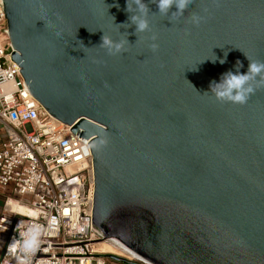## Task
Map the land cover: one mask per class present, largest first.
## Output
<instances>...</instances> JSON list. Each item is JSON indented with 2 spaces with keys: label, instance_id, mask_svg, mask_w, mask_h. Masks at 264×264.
I'll return each mask as SVG.
<instances>
[{
  "label": "water",
  "instance_id": "obj_1",
  "mask_svg": "<svg viewBox=\"0 0 264 264\" xmlns=\"http://www.w3.org/2000/svg\"><path fill=\"white\" fill-rule=\"evenodd\" d=\"M145 2L157 14L135 33L121 27L126 0H0V39L33 96L90 145L104 238L150 264H264V88L244 105L210 92L237 60L241 72L264 60V0H193L172 21ZM104 34L127 51L109 55Z\"/></svg>",
  "mask_w": 264,
  "mask_h": 264
},
{
  "label": "built area",
  "instance_id": "obj_2",
  "mask_svg": "<svg viewBox=\"0 0 264 264\" xmlns=\"http://www.w3.org/2000/svg\"><path fill=\"white\" fill-rule=\"evenodd\" d=\"M2 29L8 31V21L0 5ZM7 39H0V191L7 194L6 205L16 197L33 211L32 216H21L25 223L46 229L32 264H106V253L97 249L104 240L122 250L111 254L146 264L92 227L95 176L90 145L29 91L21 67L8 53ZM0 264L17 260L11 255Z\"/></svg>",
  "mask_w": 264,
  "mask_h": 264
},
{
  "label": "clouds",
  "instance_id": "obj_3",
  "mask_svg": "<svg viewBox=\"0 0 264 264\" xmlns=\"http://www.w3.org/2000/svg\"><path fill=\"white\" fill-rule=\"evenodd\" d=\"M193 0H151L156 4L158 14L168 17L170 21L179 19ZM175 8V11L172 9ZM129 16V23L122 24L121 27L128 28L135 25V33L151 31L149 14L151 12L145 0H126V9ZM170 13V15H169ZM204 17L196 12L190 14V22L198 26ZM59 35V33H58ZM156 36H152L153 43L150 44L152 51H156L159 45L155 43ZM101 47L107 49L109 55L122 54L127 51L125 45L129 43L127 37L114 40L104 34L101 37ZM247 56V55H246ZM249 61L246 72H241L242 62L236 61L235 71L228 70L221 75L220 80L210 84V92L215 99L221 103H232L244 105L250 96L257 90L264 88V60H255L247 56ZM224 61L222 60L221 63ZM18 238L12 240L9 245L10 254L13 255L17 264H32L33 257L41 245V237L46 231L43 225L35 222L25 223L20 221L17 224Z\"/></svg>",
  "mask_w": 264,
  "mask_h": 264
},
{
  "label": "crops",
  "instance_id": "obj_4",
  "mask_svg": "<svg viewBox=\"0 0 264 264\" xmlns=\"http://www.w3.org/2000/svg\"><path fill=\"white\" fill-rule=\"evenodd\" d=\"M3 136V129L0 126V137ZM7 194L0 191V261L3 258L11 256L9 245L13 239L16 238L15 230L17 224L22 220L19 210L12 209L9 205L23 206L20 204L16 197H13V201L6 206ZM17 203V204H16ZM9 207V208H8ZM10 209V210H9ZM5 227V228H4Z\"/></svg>",
  "mask_w": 264,
  "mask_h": 264
},
{
  "label": "bare ground",
  "instance_id": "obj_5",
  "mask_svg": "<svg viewBox=\"0 0 264 264\" xmlns=\"http://www.w3.org/2000/svg\"><path fill=\"white\" fill-rule=\"evenodd\" d=\"M13 200L10 199L9 202L7 203L6 206H8ZM14 202V201H13ZM17 204V203H16ZM9 207H12V209H16V210H19L22 214H20L21 216H24V217H29V216H32L33 215V211H31L30 209H28L27 207L25 206H17V205H9ZM8 207V208H9ZM10 210V209H9ZM108 246H112L110 247V249H106ZM97 249L100 251V252H104V253H120L122 252V250L115 246L111 241H107V240H104L102 242H100L97 246ZM134 254V253H133ZM136 255V254H134ZM137 256V255H136ZM139 257V256H138ZM140 259H142L141 257H139ZM102 259H101V263H102ZM144 262H146L144 260ZM146 264H149L148 262H146Z\"/></svg>",
  "mask_w": 264,
  "mask_h": 264
},
{
  "label": "rangeland",
  "instance_id": "obj_6",
  "mask_svg": "<svg viewBox=\"0 0 264 264\" xmlns=\"http://www.w3.org/2000/svg\"><path fill=\"white\" fill-rule=\"evenodd\" d=\"M110 247H112V246H108L106 249L108 250V249H110ZM106 254H111V253H106ZM106 264H124V263L117 262V261L113 260L112 258L107 257Z\"/></svg>",
  "mask_w": 264,
  "mask_h": 264
}]
</instances>
